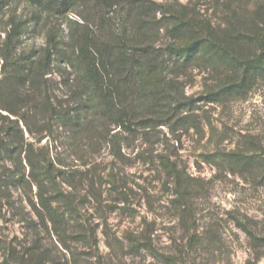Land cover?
I'll use <instances>...</instances> for the list:
<instances>
[{
    "label": "trees",
    "instance_id": "16d2710c",
    "mask_svg": "<svg viewBox=\"0 0 264 264\" xmlns=\"http://www.w3.org/2000/svg\"><path fill=\"white\" fill-rule=\"evenodd\" d=\"M45 1L38 5L40 16H46L39 25L47 31L42 52L31 47L18 52L24 25L15 17L2 31L5 38L0 35V74L5 75L0 79V225L9 216L20 232L8 237L0 228L1 264H107L100 233L113 264H128L143 253L160 264H181L180 255L156 248L148 228L142 241L108 231L110 213L130 211L126 206L135 196L149 204L153 199L146 186L131 179L134 162L151 168L173 191L169 210L194 248L189 256L201 264L215 262L226 252L216 228L200 233L191 227L195 201L206 197L204 180L177 159L176 143L192 132L202 141L207 128L216 139L204 107L244 98L264 80V7L254 9L249 26L229 19L222 27L190 16L161 26L151 5L137 1L121 12L117 25L111 23L113 5L105 9L104 0H97L92 12L106 21L95 27L79 11L81 22H71L67 41L61 42L57 30L47 29V14L76 13L62 10L75 3ZM161 30L166 42L157 38ZM196 71L206 75L203 92L189 95ZM54 76L60 77L58 87L52 85ZM163 129L173 134V144ZM244 140L238 152L216 146L200 157L219 178L233 176L264 189V150ZM252 221L235 212V224L260 262L264 228Z\"/></svg>",
    "mask_w": 264,
    "mask_h": 264
},
{
    "label": "rangeland",
    "instance_id": "374dc122",
    "mask_svg": "<svg viewBox=\"0 0 264 264\" xmlns=\"http://www.w3.org/2000/svg\"><path fill=\"white\" fill-rule=\"evenodd\" d=\"M74 6L67 8L65 5L62 10L76 11L68 14L54 16L47 14V29L57 30L59 41H67L71 27V22L80 21L79 11L96 26L104 23L106 20L102 16L96 15L92 10L97 0H73ZM144 2L153 8L152 15L161 26L168 20H176L178 16H190L200 22H212L215 25L227 27L229 19H233L240 25L249 26L255 21L253 17L254 9L264 7V0H104L103 8L113 5L111 23H117L130 4ZM7 0L0 1V35L5 38L2 31H8L11 27L10 20L15 17L22 20L23 34L18 46V52L23 53L29 47L37 53L43 51L46 45L47 31L39 28L46 16H40L42 6L39 3H45V0H18L10 5L5 4ZM41 7H39V6ZM69 11V10H68ZM94 11V10H93ZM119 17V18H118ZM151 17V20L154 18ZM41 19L42 22H41ZM172 19V20H171ZM175 23V22H173ZM158 40L166 42L165 30L158 34ZM0 58V73L3 66ZM59 65L55 62V67ZM192 84L187 87L189 95H195L203 92L204 78L206 75L196 71L194 73ZM5 77L0 74V79ZM52 85L58 87L60 77L54 76ZM211 124L214 126L216 139H211L209 129H206V137L199 141V138L192 133L183 136L177 152V159L188 169L194 177L201 178L205 184V198H199L195 201L194 210L196 217H193L191 227L199 229L203 233L207 228L215 227L217 239H221L219 245L224 255L218 257L216 264H264V249L260 250V262H257V254L251 248L250 242L245 233H243L235 224V212L248 215L260 228H264V189L257 188L250 181L241 178L228 176L219 178L216 170L209 164L202 161L200 155L207 149L213 150L218 146L221 152H238L244 139L248 143H259L264 150V80L260 79L255 88L244 98H233L227 105L220 104L219 107L205 106ZM171 139V144L175 142L173 134L168 129H163ZM66 147L59 148L60 154H65ZM238 150V151H237ZM107 152H110L107 150ZM264 154V152L262 153ZM109 158V153H106ZM148 166L142 163L134 162L129 168V175L132 180L141 186H146L153 199L150 204L146 199L139 196L132 198L126 207L130 211H123L121 208L108 216V231L113 237L121 238L126 233L134 236L137 240L144 239L143 232L151 235L152 242L161 252L170 253L178 256L181 264H201L194 256H189L193 247L184 240L183 225L180 220L171 213V207L174 199L173 191L164 188L162 182L156 180V176L150 172ZM138 187H134V191ZM119 207H125L120 204ZM4 236L13 237L20 235L19 226L14 225L8 216L0 225ZM264 231V229H263ZM3 236V237H4ZM184 237V238H183ZM100 250L106 257L107 264H113L110 248L106 245V238L103 234L99 235ZM185 252V256L183 253ZM182 253V255H181ZM67 254V253H66ZM70 255L67 254V259ZM263 256V257H262ZM70 264V261H66ZM214 261L211 264L215 263ZM2 257L0 254V264ZM93 264L95 262H92ZM117 263H120L117 261ZM116 264V262H115ZM128 264H160L155 258L142 254L138 257L128 259Z\"/></svg>",
    "mask_w": 264,
    "mask_h": 264
}]
</instances>
